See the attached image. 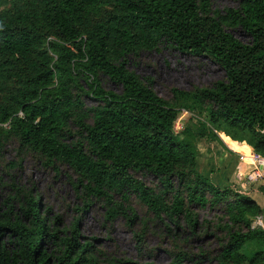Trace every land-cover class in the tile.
Listing matches in <instances>:
<instances>
[{
    "label": "trees",
    "instance_id": "trees-1",
    "mask_svg": "<svg viewBox=\"0 0 264 264\" xmlns=\"http://www.w3.org/2000/svg\"><path fill=\"white\" fill-rule=\"evenodd\" d=\"M235 26L247 41L226 28ZM159 45L207 56L223 77L171 88L168 100L126 66ZM100 74L120 89H103ZM180 108L205 118L174 130ZM215 130L264 155V0L222 11L210 0H0V146L14 140L47 166L66 165L83 205L100 201L106 219L132 222L136 197L171 226L166 264H264V230L252 224L259 205L196 169V140H220ZM9 185L0 200V264H154L99 258L79 240L78 217L61 232L37 196Z\"/></svg>",
    "mask_w": 264,
    "mask_h": 264
},
{
    "label": "rangeland",
    "instance_id": "rangeland-1",
    "mask_svg": "<svg viewBox=\"0 0 264 264\" xmlns=\"http://www.w3.org/2000/svg\"><path fill=\"white\" fill-rule=\"evenodd\" d=\"M236 3L237 0H210V7L222 11ZM226 28L239 40H248V34L240 27ZM126 66L141 78L149 77L153 90L168 100L172 99L171 88L188 90L197 86H208L223 77L222 68L207 56L182 52L169 45H159L150 50L141 49L128 57ZM99 80L103 89H120L119 84L105 75L100 74ZM83 100L86 105L94 103L89 96H83ZM204 118V113L197 114L180 108L174 128L177 130L185 124ZM216 131L220 133V130ZM219 133L217 134L222 140ZM199 140L203 142L204 138ZM225 141L230 143L227 138ZM214 159L216 158L212 156V160ZM217 159L218 164L214 161L209 172L212 180L214 176L225 174L229 170L225 163L221 164L218 156ZM136 175L151 187L157 184L151 175ZM0 176L4 181L3 186H0V200L11 192V182L37 196L42 209L48 208L49 219L54 221V216L58 215L55 225L61 232L64 230L68 233L71 221L78 217L79 240L90 241L99 258L122 257L139 263L154 264H166L172 258L174 245L171 226L165 227L163 222L153 218L146 207L132 195L129 197V204L135 213L132 222L119 214L112 219H106L104 205L100 201L91 199L89 204L83 205V199L71 182L73 173L66 165L56 163L47 166L34 154L19 151L14 140H6L0 146ZM198 212L200 216H214L211 210ZM134 232L141 234L140 239H137ZM205 243L212 246L213 241L209 239Z\"/></svg>",
    "mask_w": 264,
    "mask_h": 264
},
{
    "label": "crops",
    "instance_id": "crops-1",
    "mask_svg": "<svg viewBox=\"0 0 264 264\" xmlns=\"http://www.w3.org/2000/svg\"><path fill=\"white\" fill-rule=\"evenodd\" d=\"M217 133L219 132L217 131ZM219 135L223 140L204 139L203 142H201L202 140H199V138L196 140V169L212 180V175H210L209 172L213 168L212 166L214 161L216 164H218V156L220 158L221 164L222 162L223 164L225 163V167L228 166L227 168H229V170L226 171L225 169V174L214 176L212 181L219 186H231L232 184H235V182L240 184L241 176L237 175V172L244 170L246 167L238 161L235 150L242 148L241 144H238L241 140L230 138L228 135H225L222 131H220ZM226 138L233 142L236 141L237 146L233 147L229 145L225 141ZM212 156H214L216 159L212 160ZM224 159H226L225 162ZM239 189L240 191L245 192L247 195H249L259 205L261 209L259 215L262 223V229H264V176L260 179L253 180L252 182L248 183L246 187H241Z\"/></svg>",
    "mask_w": 264,
    "mask_h": 264
},
{
    "label": "built area",
    "instance_id": "built-area-1",
    "mask_svg": "<svg viewBox=\"0 0 264 264\" xmlns=\"http://www.w3.org/2000/svg\"><path fill=\"white\" fill-rule=\"evenodd\" d=\"M175 119H177V117ZM174 122H173V129L176 130L174 128ZM238 144H241L242 148L238 150L235 149L234 150L236 151V156L238 161L241 164L245 165L246 168L242 171L237 172V175L241 176V182L240 184L235 182V184L231 185L236 189H239L241 187H246L248 183L252 182L253 180L260 179L264 176V155L254 151L252 147L249 144H247L244 140H241ZM252 224L260 226L262 228V223L259 214H257L254 217Z\"/></svg>",
    "mask_w": 264,
    "mask_h": 264
},
{
    "label": "bare ground",
    "instance_id": "bare-ground-1",
    "mask_svg": "<svg viewBox=\"0 0 264 264\" xmlns=\"http://www.w3.org/2000/svg\"><path fill=\"white\" fill-rule=\"evenodd\" d=\"M228 144L231 145V146H233V147L237 146L236 142H233V141H230V143H228Z\"/></svg>",
    "mask_w": 264,
    "mask_h": 264
}]
</instances>
